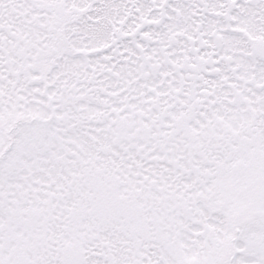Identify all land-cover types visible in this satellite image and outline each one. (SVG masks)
<instances>
[{
  "label": "snow or ice",
  "instance_id": "6c2138e0",
  "mask_svg": "<svg viewBox=\"0 0 264 264\" xmlns=\"http://www.w3.org/2000/svg\"><path fill=\"white\" fill-rule=\"evenodd\" d=\"M0 264H264V0H0Z\"/></svg>",
  "mask_w": 264,
  "mask_h": 264
}]
</instances>
